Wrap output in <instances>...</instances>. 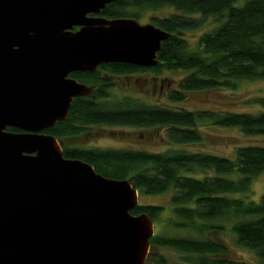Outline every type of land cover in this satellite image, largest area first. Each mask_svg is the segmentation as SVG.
<instances>
[{
    "label": "water",
    "instance_id": "1",
    "mask_svg": "<svg viewBox=\"0 0 264 264\" xmlns=\"http://www.w3.org/2000/svg\"><path fill=\"white\" fill-rule=\"evenodd\" d=\"M114 1L0 0V264H147L158 255L154 219L132 213L133 183L65 157L44 132L94 92L72 73L159 65L172 33L101 15Z\"/></svg>",
    "mask_w": 264,
    "mask_h": 264
},
{
    "label": "trees",
    "instance_id": "2",
    "mask_svg": "<svg viewBox=\"0 0 264 264\" xmlns=\"http://www.w3.org/2000/svg\"><path fill=\"white\" fill-rule=\"evenodd\" d=\"M116 0L102 10L108 18L141 19L147 10L171 7L174 13L151 16V22L172 35L162 42L159 65L142 67L128 63H105L97 70L77 71L72 77L93 85L90 96L74 99L69 117L44 132L59 140L79 136L90 129L121 126L159 130L168 143L163 151L145 148H86L63 143L67 158H78L94 165L104 176L129 179L139 192L158 195L172 191L174 213L168 219L177 228L200 233L219 228L216 219L235 218L233 232L240 245L257 253L264 264V193L259 201L249 199L253 182L264 174V144L247 143L231 158L188 146L204 143V125L240 129L247 136H264V96L247 104L249 110H196L152 104L137 95L115 94V77L164 70L183 72L178 88L168 94L173 102H184L188 93L212 89H236L242 80H264V0ZM201 15L197 18L195 15ZM221 20L205 33L193 50L186 31L197 29L207 17ZM113 76V77H112ZM256 109V108H254ZM261 109V110H260ZM253 110V109H250ZM9 130L20 131L10 127ZM227 175H236L229 178ZM243 194V196H233ZM148 213L162 222L164 206L139 204L133 214ZM151 251L172 248L185 254L192 264H232L224 256L228 247L209 237L167 236L155 233ZM147 264H168L162 254L150 255Z\"/></svg>",
    "mask_w": 264,
    "mask_h": 264
},
{
    "label": "rangeland",
    "instance_id": "3",
    "mask_svg": "<svg viewBox=\"0 0 264 264\" xmlns=\"http://www.w3.org/2000/svg\"><path fill=\"white\" fill-rule=\"evenodd\" d=\"M243 0L240 2L242 3ZM171 7L160 10H147L139 20L141 23L151 22V16H165L174 13ZM202 18L201 15H195ZM221 20L217 17H207L202 26L197 29L186 31V38L193 50L199 47V40L205 33L212 32ZM183 72H171L164 70L161 75L155 72L137 73L130 76L116 77L113 92L115 94H132L141 97L152 104L168 105L173 107H183L196 110H249L256 112L260 107L247 104L248 100L255 96H264V80H242L236 89H212L202 92L188 93L184 102H173L168 94L178 88V82L184 77ZM256 108V109H254ZM253 109V110H250ZM261 110V109H260ZM259 111V110H258ZM204 143L188 146L192 150L207 151L219 155L235 157L237 147L256 143L264 144V136H247L240 129L231 127H218L211 124L204 125ZM159 130H143L140 128L103 126L90 129L79 136L64 139V144L70 146H81L86 148H145L152 151H163L168 148V143L161 136ZM229 178H236V175H227ZM264 193V174L260 175L253 182L251 192L245 195L249 199L259 201ZM172 191L158 195H148L139 192V204H158L164 206L160 224L155 222V233L167 236H193L209 237L220 241L228 247V254L224 257L231 260L232 264H262L257 253L249 248L240 245L237 236L233 232L235 218L224 217L214 220L212 223L219 225L204 234L195 229L177 228L168 219L177 220L174 213V204L171 199ZM233 196H243V194H233ZM168 260V264H192L184 260V253L172 248H160L155 250Z\"/></svg>",
    "mask_w": 264,
    "mask_h": 264
},
{
    "label": "flooded vegetation",
    "instance_id": "4",
    "mask_svg": "<svg viewBox=\"0 0 264 264\" xmlns=\"http://www.w3.org/2000/svg\"><path fill=\"white\" fill-rule=\"evenodd\" d=\"M77 29H78V27L75 28V30H77ZM132 75H134V74H132ZM70 76H71V75H70ZM129 76H130V75H129ZM112 77H113V76H112ZM115 78H116V77H115ZM118 78H119V77H118ZM9 128H10V127H9ZM9 128H8V129H9ZM150 250H151V249H150Z\"/></svg>",
    "mask_w": 264,
    "mask_h": 264
}]
</instances>
